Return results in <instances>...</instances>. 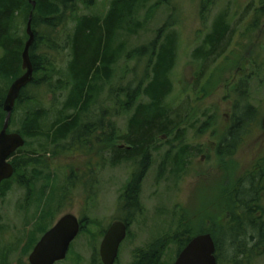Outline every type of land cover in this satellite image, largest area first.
Instances as JSON below:
<instances>
[{"label":"rangeland","instance_id":"1","mask_svg":"<svg viewBox=\"0 0 264 264\" xmlns=\"http://www.w3.org/2000/svg\"><path fill=\"white\" fill-rule=\"evenodd\" d=\"M110 1L92 0L94 8L91 11L104 12ZM202 1L141 0L134 12L138 26L130 28L128 34L120 38L126 52L130 48L150 47L155 39L159 43L172 30L176 32L178 47L171 72L173 87L165 100L172 109L186 106L185 112L190 114L181 139L182 145L188 147L181 159V167L177 169L172 159L181 147L179 143L175 144L173 134L163 138L158 148L151 152V159H148L140 180V209L129 217L126 236L119 245L114 264H131L136 248L171 234L182 220L189 225L194 224L199 230L224 224L226 207L232 202L230 197L233 195L226 197L221 162L226 159L234 162L236 167L226 175L233 177V181H239L248 178L250 170L254 172L256 163L264 158V130L261 127L264 116V13L256 11L264 5V0H209L204 9ZM220 12L227 16L232 29L222 54L230 57L211 60L201 74L203 61L195 59L194 49L201 45ZM62 58L63 70L66 53ZM136 63L125 54L118 58L110 80L87 107L79 126L85 122L107 123L108 132L113 122L115 130L121 134L126 132L129 115L121 113L118 101L114 104L108 96L112 89L123 87L132 77ZM58 75H54V85L58 84ZM65 92L58 87L53 91L29 87L27 95L32 99L31 103L26 100L17 104L15 98L7 130L17 131L26 108L39 102L49 108L50 114L44 124L48 128L65 99ZM247 107L257 111L251 118L252 125L244 130L247 136L239 140L237 150L232 149L234 153L223 157L218 152V140L224 135L230 117ZM115 111L120 114L115 115ZM99 136L104 137L103 130L99 129L98 135L92 133V141L96 142L95 138ZM29 140L30 146L34 147L37 139ZM97 143L96 150L91 144L70 150L46 146L44 158L48 168L42 169L30 189L14 180L11 182V189L0 196V264H28L29 250L41 234L65 213L75 214L83 220L84 226L71 242L66 257L55 264H96L97 260L92 258L99 253L108 225L125 216L120 195L135 169L133 161L112 164V153L100 151V138ZM169 148L171 157L159 174L160 164ZM71 174L74 175L73 180L78 181L72 186L68 178ZM231 182L228 180V187ZM234 185L239 186L237 183ZM255 203L264 209V189L259 191ZM238 212L241 214L243 210L239 208ZM261 213L264 222V211L260 214L253 212L259 216ZM227 238H221L224 240L223 255L227 251L229 253ZM244 239L247 246L252 247V256L246 264H264V242L259 245L260 236L254 233L252 240ZM175 250L176 246L168 243L159 264H173ZM222 264L231 263L223 256Z\"/></svg>","mask_w":264,"mask_h":264},{"label":"trees","instance_id":"2","mask_svg":"<svg viewBox=\"0 0 264 264\" xmlns=\"http://www.w3.org/2000/svg\"><path fill=\"white\" fill-rule=\"evenodd\" d=\"M33 1L34 6L30 0H0V129L6 116L3 104L7 89L10 83L23 73L21 52L27 39L25 27L30 13L34 40L29 49V56L34 72L32 80L17 95L16 103L21 104L26 100L31 103L32 99L27 95L29 87L49 91L58 87L61 91H66L65 99L56 110L48 128H45L44 124L50 114L49 108L41 102L26 108L17 130L25 139V143L11 156L14 173L11 178L0 184V196L11 189L13 180L30 189L42 169L48 168V162L44 158V153H47L46 146L54 145V148L65 147V150H70L72 147H81L82 144H91L96 150L100 138V151L109 150L112 153V164L122 161H133L135 164L132 177L120 195L125 216L119 220L128 226L129 217L140 209V180L148 159H151V152L158 148L163 138L173 134L175 144L179 143L181 146L172 158L174 166L178 169L188 150L187 146L182 145L181 139L190 113L185 112L186 106L170 108L165 100L173 87L171 72L177 56L176 32L172 30L159 43L155 39L150 47L130 48L125 52L123 40L120 38L128 34L130 28L138 26L134 12L141 0H111L107 9L100 13L91 11L94 8L92 0ZM208 2L209 0L202 1V9L206 8ZM87 10L88 12H85ZM256 11L263 14L264 5ZM228 21L224 13H218L201 45L194 49L195 59L203 61L201 74L208 68L207 63L222 56L231 37L232 29L230 30ZM63 53H66L64 71L61 69ZM123 54L137 62L132 68L133 75L123 87L112 89L108 97H111L114 104L118 101V110L121 113L129 115L126 132L121 134L115 130L113 122L110 123L111 129H108V132L107 123L85 122L79 126L81 116L86 114L87 107L110 80L113 68ZM55 74H59L57 85L53 83ZM256 112L253 107H247L237 113L240 116L229 128L228 140L233 143L238 138L241 126L246 128V124ZM114 114L120 113L115 111ZM99 129L103 130L104 137H96V142H93L91 135L94 132L98 135ZM29 139H37L34 147L30 146ZM170 148L160 164L159 174L164 169V163L169 162ZM73 176L71 174V177H68L71 186L78 183L73 180ZM251 176L257 179V182L251 183L250 187L246 185L248 189H244L241 184L239 190V206L245 213L259 209V204L255 201H258L259 191L264 189V158L256 163L254 174H249V178ZM232 206L230 202L226 211L232 209ZM256 219L251 215L234 217V221L239 220L236 227L230 229L228 226L222 231H218L214 226L199 230L194 224L189 225L182 220L171 234L160 236L146 246L136 248L131 264H159L168 243L176 246V256L193 236L204 232H209L212 236L220 264L223 262L224 249V240L221 241V238L225 237H228L229 253L227 254V251L223 255L224 258L231 264H246L252 256V247L247 246L244 238L252 240L253 234L256 233L261 238L259 245L261 241L264 242V223H258L261 217ZM226 220L227 218L224 225H227ZM80 223L83 228V220H80ZM98 255H94L92 260L101 264Z\"/></svg>","mask_w":264,"mask_h":264},{"label":"water","instance_id":"3","mask_svg":"<svg viewBox=\"0 0 264 264\" xmlns=\"http://www.w3.org/2000/svg\"><path fill=\"white\" fill-rule=\"evenodd\" d=\"M34 6V1L30 0ZM25 40L21 52V67L23 73L16 77L8 87L3 104L6 112L4 123L0 129V183L12 176L14 167L10 162L11 155L25 143L23 136L17 132H8L7 127L14 100L20 90L33 78V66L29 56V49L34 40L31 28V13L28 17ZM264 130V116L261 120ZM122 147V145H120ZM126 224L121 220L110 223L105 230L99 245V256L102 264H114L120 243L126 236ZM80 231V222L72 213L61 215L54 224L38 239L29 254L30 264H54L63 260L68 252L70 243ZM215 244L209 233L193 236L179 251L173 264H216L214 255Z\"/></svg>","mask_w":264,"mask_h":264},{"label":"flooded vegetation","instance_id":"4","mask_svg":"<svg viewBox=\"0 0 264 264\" xmlns=\"http://www.w3.org/2000/svg\"><path fill=\"white\" fill-rule=\"evenodd\" d=\"M221 57H223V56H221ZM220 57V58H221ZM225 58H229L230 56L229 55H226V56H224ZM223 57V58H224ZM223 60V59H222ZM222 60L217 64L218 66L220 65V63L222 62ZM239 63V61L237 60L236 61V63ZM237 68L239 69L240 68V66H238L237 65ZM239 116L240 115H238V114H234L233 116H231L230 117V120H229V123H228V126H227V129H226V131H225V133H224V135L221 137V139L220 140H218V143H217V147H218V152H222V154H223V157H226V156H230L232 153H234L233 152V150L232 149H234V151H235V148L238 146V144H239V140L241 141V140H243L244 139V137H246L247 135H246V133L244 132V130L245 129H249V127L252 125V121L250 120V122H248L247 124H246V128H243L242 126H241V128H240V130L238 131V133H239V135H238V138L236 139V140H234V142L232 143L230 140H228V135L230 134V132H229V128H231V126L233 125V122H235V120L237 119V118H239ZM247 125H248V128H247ZM231 136V135H230ZM242 143V142H241ZM236 150H237V148H236ZM221 164H222V172H223V175H224V184H225V188H226V193H227V195H226V197L227 198H229L230 197V195H233V196H231L230 198V200L232 201V203H233V206H232V209H229L228 211H226V218H227V220H226V223H227V225H224V224H216V225H214V227L219 231H221L223 228L224 229H226L228 226H229V228L231 229V228H234V227H236V224L239 222V220H236V221H234L233 220V218L234 217H238V218H241V216L242 217H246V216H248V215H251V217L252 218H254V219H256V218H258V217H261V219L259 220L258 219V223H260L261 225H262V223H264V222H262V217H263V215H262V213H261V215L262 216H259V214H260V211H264V209L263 208H261V206L259 205V209L258 210H256V212L257 213H259V214H257V215H254L253 214V212L251 211V212H242V213H244L243 215H242V213L241 214H239V208H240V206H239V202H238V200H239V198H240V196H239V190H240V185L242 184L243 186H244V189H248L249 187H250V184L251 183H255V179L254 178H252V176L249 178H242L241 180H242V182H241V180H237V181H233V177H228V175H230V173H231V169H233V167H236L235 165H234V162L231 160V159H229V160H225V161H222L221 162ZM256 166V165H255ZM229 171V173H228V175H226V173ZM251 175V174H254V172L253 171H251L250 170V172L248 173V175ZM226 177H228V179H226ZM228 180L229 181H232L230 184H229V187H228ZM4 181V180H3ZM2 183V182H1ZM234 183H237V184H239V186L238 185H234ZM246 185H249V187H246ZM227 186V187H226ZM237 187V188H236ZM249 191V190H248ZM6 195V194H5ZM4 196V195H3ZM235 203V204H234ZM254 206V205H253ZM254 209V208H253ZM257 220V219H256ZM262 228H263V226H262ZM41 235H43V233L41 234ZM32 248H33V246H32ZM32 248L29 250V252H28V255H27V261H28V264H30V262H29V254L31 253V251H32ZM223 254V253H222ZM214 255H215V258H216V264H220L219 262H218V258H217V253H216V247H215V252H214ZM222 258H223V255H222Z\"/></svg>","mask_w":264,"mask_h":264}]
</instances>
